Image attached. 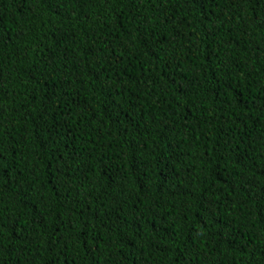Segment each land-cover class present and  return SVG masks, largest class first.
Masks as SVG:
<instances>
[{"label": "trees", "instance_id": "obj_1", "mask_svg": "<svg viewBox=\"0 0 264 264\" xmlns=\"http://www.w3.org/2000/svg\"><path fill=\"white\" fill-rule=\"evenodd\" d=\"M0 264H264V0H0Z\"/></svg>", "mask_w": 264, "mask_h": 264}]
</instances>
